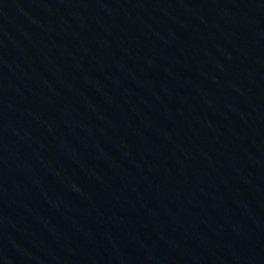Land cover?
<instances>
[{"label": "water", "instance_id": "obj_1", "mask_svg": "<svg viewBox=\"0 0 264 264\" xmlns=\"http://www.w3.org/2000/svg\"><path fill=\"white\" fill-rule=\"evenodd\" d=\"M0 264H264V0H0Z\"/></svg>", "mask_w": 264, "mask_h": 264}]
</instances>
